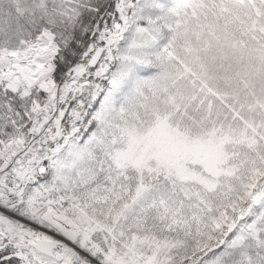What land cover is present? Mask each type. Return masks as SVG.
Segmentation results:
<instances>
[{
	"label": "snow or ice",
	"instance_id": "1",
	"mask_svg": "<svg viewBox=\"0 0 264 264\" xmlns=\"http://www.w3.org/2000/svg\"><path fill=\"white\" fill-rule=\"evenodd\" d=\"M0 264H264V0H0Z\"/></svg>",
	"mask_w": 264,
	"mask_h": 264
}]
</instances>
